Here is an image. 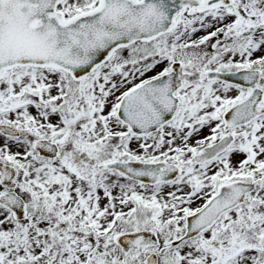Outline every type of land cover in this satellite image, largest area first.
I'll use <instances>...</instances> for the list:
<instances>
[{
    "label": "snow or ice",
    "instance_id": "obj_1",
    "mask_svg": "<svg viewBox=\"0 0 264 264\" xmlns=\"http://www.w3.org/2000/svg\"><path fill=\"white\" fill-rule=\"evenodd\" d=\"M0 264H264V0H0Z\"/></svg>",
    "mask_w": 264,
    "mask_h": 264
}]
</instances>
